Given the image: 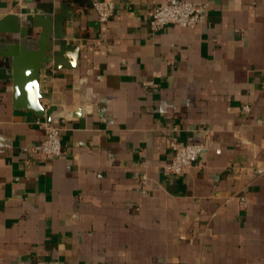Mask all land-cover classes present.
I'll list each match as a JSON object with an SVG mask.
<instances>
[{"label": "crops", "instance_id": "crops-1", "mask_svg": "<svg viewBox=\"0 0 264 264\" xmlns=\"http://www.w3.org/2000/svg\"><path fill=\"white\" fill-rule=\"evenodd\" d=\"M93 1L0 0L22 25L73 9L80 53L41 70L49 116L0 83V264H264V0H190L203 23L157 31L161 0H114L106 23ZM38 118L59 156L31 151ZM171 141L205 149L172 174Z\"/></svg>", "mask_w": 264, "mask_h": 264}, {"label": "water", "instance_id": "water-1", "mask_svg": "<svg viewBox=\"0 0 264 264\" xmlns=\"http://www.w3.org/2000/svg\"><path fill=\"white\" fill-rule=\"evenodd\" d=\"M72 17L73 9L61 6L53 14L27 16L25 25L16 14L0 20V83L13 81L16 107L39 117L54 110L41 102L46 96L40 91V74L51 65L57 69L77 65L79 48L68 45L64 30L65 20Z\"/></svg>", "mask_w": 264, "mask_h": 264}, {"label": "built area", "instance_id": "built-area-1", "mask_svg": "<svg viewBox=\"0 0 264 264\" xmlns=\"http://www.w3.org/2000/svg\"><path fill=\"white\" fill-rule=\"evenodd\" d=\"M92 6L100 23H106L115 11L114 0H94ZM207 9V4L190 0H161L150 11V26L152 31L160 30L168 24L194 28L206 20ZM242 108L245 112L251 110L248 103H245ZM36 123L44 128L45 137L40 143L33 145L31 151L47 158L62 154L61 129L57 122L46 118H38ZM170 145L173 149V155L166 165V169L172 174H181L185 168L191 166L200 158L205 149L203 142L171 141ZM142 178L146 180L147 175L143 174Z\"/></svg>", "mask_w": 264, "mask_h": 264}]
</instances>
